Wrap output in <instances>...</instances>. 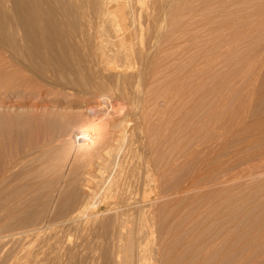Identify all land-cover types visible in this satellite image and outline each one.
I'll use <instances>...</instances> for the list:
<instances>
[{
	"label": "rangeland",
	"instance_id": "374dc122",
	"mask_svg": "<svg viewBox=\"0 0 264 264\" xmlns=\"http://www.w3.org/2000/svg\"><path fill=\"white\" fill-rule=\"evenodd\" d=\"M18 1L0 0V7L3 4L0 8V264H113L114 249L105 244L113 222L109 214L102 218L104 222L96 232H80L75 225L64 222L75 208L88 201L95 200L99 209H108L111 202L119 200L113 193L108 194L113 183L135 201L151 192L156 221L148 222L153 223L154 234L147 247L162 242L163 249H167V262L175 264L172 260L180 254L183 258L176 264H184L193 254V264H199L200 244L214 241L216 237L214 242H221L217 246L220 250L211 249L209 253L219 252L217 261L226 258L231 263L235 256H255L264 239L252 234L250 226L264 216V191L261 190L264 166L244 167L241 163L250 155H239L236 151L244 145L252 146L251 151L264 147V0H159L156 17L149 21L151 25L149 22L143 25L145 35L131 38L130 47L135 49L131 50L129 59L134 62L117 63L126 69L129 67V74L120 75L121 80L103 65L90 61L73 45L71 35L77 31L79 22L70 8L57 5L50 16L51 9L44 4L39 35L29 22L31 18L26 20L30 7L25 4L21 9ZM151 2L143 0L140 5L149 6ZM97 118H103L108 127L121 123L125 140L119 151L122 153L117 152L113 158L114 166L103 179L96 177V181L90 176L93 160L72 156L67 145L79 142L82 124ZM253 137L258 146L250 141ZM92 188L93 192L97 189L99 199L89 198ZM222 231L227 233L225 244ZM189 232L195 240L193 248L186 251L183 245L190 242ZM242 245L239 253L238 247ZM263 245L256 255L263 250ZM263 254L258 256L259 261L264 260ZM252 260L250 264L258 261Z\"/></svg>",
	"mask_w": 264,
	"mask_h": 264
},
{
	"label": "bare ground",
	"instance_id": "6f19581e",
	"mask_svg": "<svg viewBox=\"0 0 264 264\" xmlns=\"http://www.w3.org/2000/svg\"><path fill=\"white\" fill-rule=\"evenodd\" d=\"M151 2V0H149ZM227 1V0H226ZM3 2V1H2ZM17 2V1H16ZM19 5L20 8L23 9V6L25 4H28V6L30 7V13H27V19H29V17L31 18V20L29 22H31V26L33 29L36 30V32L38 31L39 35L41 34V26H42V12H43V5L47 4L49 6V8L51 9L49 11V15L52 16L54 11H52L53 9H56L55 6H59V5H66L68 8H70L72 10V14L74 15V17L76 16V18H78V28L77 31L71 35V40L73 41V45H75L77 48H79L82 53L84 52L85 56L90 60V61H94L95 63H97L98 65H103L106 69V71H108L109 73H113L116 74L117 76H125V73H128L129 71H127V69L129 68H125L122 65L117 64L120 61H129V57L131 56V50L135 49L134 45H133V49H131L132 47H130V42L133 39L132 36L133 35H138L140 36V38H142V34H143V25L147 22H149L153 17L155 16V13L157 12V7L159 4V0H152L151 4H149V6H144V5H140L143 3V0H19ZM133 2L135 4H133ZM178 2V1H177ZM203 2V1H202ZM175 3V2H174ZM230 3V2H228ZM161 4V3H160ZM236 4V3H235ZM239 4V3H238ZM136 5H139L137 7V9L135 8ZM170 5V4H169ZM234 5V4H233ZM167 6V4H166ZM213 6V5H212ZM235 6V5H234ZM237 6V5H236ZM240 6V5H239ZM3 7V4L1 5V9ZM169 7V6H168ZM197 7V6H196ZM210 7V6H209ZM214 7V6H213ZM219 7H221L219 5ZM58 8V7H57ZM66 8V9H68ZM163 8V7H162ZM178 8V7H177ZM212 8V7H211ZM239 8V7H238ZM237 8V9H238ZM242 8V7H241ZM20 9V10H21ZM160 8H158L159 10ZM263 9V8H262ZM25 10V9H24ZM62 10V9H61ZM185 10V9H184ZM208 10V9H207ZM226 10H228L226 8ZM59 11V10H57ZM55 11V12H57ZM65 10H63L64 12ZM186 11V10H185ZM216 11V10H215ZM231 11V9L229 10ZM60 12V11H59ZM205 12V11H204ZM211 12V11H210ZM223 12V11H222ZM246 13L248 12L245 11ZM245 12L243 14H245ZM23 13V12H22ZM58 13V12H57ZM213 13V12H212ZM225 13V12H224ZM228 13V12H227ZM236 13V12H235ZM242 13V12H241ZM66 14V13H63ZM182 14V13H180ZM208 14V13H207ZM230 14H234V13H230ZM229 14V15H230ZM249 14V13H248ZM247 14V15H248ZM209 15V14H208ZM225 15V14H224ZM229 15L226 14V17ZM236 15V14H235ZM246 15V14H245ZM257 15V14H256ZM18 16V15H17ZM26 17V15H24ZM23 16V17H24ZM66 16V15H65ZM180 16V15H179ZM251 16V15H250ZM46 17V16H45ZM59 17V16H58ZM67 17V16H66ZM69 17V16H68ZM224 17V16H223ZM247 17V16H246ZM177 18V17H176ZM179 18V17H178ZM233 18V17H232ZM231 18V19H232ZM263 18V17H262ZM51 19V18H50ZM60 19V18H59ZM155 19V18H154ZM188 19V18H187ZM227 19V18H226ZM229 19V18H228ZM53 20V19H52ZM70 20V19H69ZM68 20V21H69ZM190 20V19H189ZM223 20V19H222ZM221 20V21H222ZM49 22V20H48ZM57 22V20H56ZM67 21H64L63 23H65ZM71 22V21H69ZM183 22V21H182ZM191 22V21H190ZM189 22V23H190ZM216 22V21H215ZM230 22V20H229ZM235 22V21H234ZM8 23V22H7ZM20 23V22H19ZM53 23V21L51 22ZM60 23V22H59ZM68 23V22H67ZM77 23V22H76ZM150 23V22H149ZM193 23V22H192ZM223 23V22H222ZM226 23V22H225ZM224 23V24H225ZM70 24V23H69ZM73 24H75L73 22ZM157 24V21H156ZM169 24V23H168ZM179 24V23H178ZM177 24V25H178ZM58 25V23H57ZM148 25H151L148 24ZM191 25V24H189ZM239 25V24H238ZM241 25V24H240ZM180 26V25H179ZM229 25L225 24V27L228 28ZM60 27V26H59ZM69 27V26H68ZM67 27V28H68ZM71 27V25H70ZM69 27V29H70ZM75 27V26H74ZM151 27V26H150ZM175 27V26H174ZM236 27V26H235ZM239 27V26H238ZM237 27V28H238ZM245 27V26H244ZM11 28V27H10ZM9 28V29H10ZM75 28V29H76ZM181 28V27H180ZM190 27H188L189 29ZM241 28H243V25L241 26ZM253 28V26H252ZM8 29V31H9ZM48 29V28H47ZM50 29V28H49ZM72 29V28H71ZM74 29V28H73ZM174 29V28H173ZM249 29V28H247ZM147 30V28H146ZM239 30V29H238ZM244 30V29H242ZM11 31V29H10ZM9 31V32H10ZM72 31V30H71ZM145 31V30H144ZM150 29L148 30V33ZM192 31V30H191ZM234 31V30H233ZM236 31V30H235ZM240 31V30H239ZM257 31V30H256ZM70 31H68L69 33ZM221 32V31H220ZM219 32V33H220ZM238 32V31H237ZM11 33V32H10ZM25 33V32H24ZM67 33V32H66ZM152 33V32H151ZM150 33V34H151ZM180 33V32H179ZM215 33V32H214ZM218 33V34H219ZM240 33L242 34V32L240 31ZM247 33V32H246ZM53 34V33H52ZM71 34V33H70ZM149 34V35H150ZM191 34V32H190ZM240 34V35H241ZM145 35V34H143ZM183 35V34H182ZM148 36V35H147ZM180 36V35H179ZM219 36V35H218ZM221 36V35H220ZM65 37V35L63 36ZM155 37V36H154ZM174 37V36H173ZM178 37V36H177ZM189 37V36H188ZM208 37V36H207ZM210 37V36H209ZM235 37V36H234ZM246 37V36H245ZM38 38V37H37ZM132 38V39H131ZM136 38V37H135ZM149 39V37H147ZM153 38V37H152ZM191 38V37H190ZM189 38V39H190ZM17 39V38H16ZM35 39V38H34ZM146 39V38H145ZM144 39V40H145ZM218 39V38H217ZM226 39V38H224ZM260 39V38H259ZM21 40V39H20ZM69 40V39H68ZM134 40V39H133ZM188 40V39H187ZM228 40V38H227ZM230 40V39H229ZM228 40V41H229ZM238 40V39H237ZM18 41V40H17ZM35 41V40H34ZM161 41V40H160ZM167 41V40H166ZM227 41V42H228ZM233 40H230V42ZM134 42V41H133ZM151 42V41H150ZM157 42V41H156ZM162 42V41H161ZM226 42V43H227ZM229 42V43H230ZM72 43V42H71ZM148 43V42H146ZM153 43V42H152ZM166 43V42H165ZM168 43V42H167ZM228 43V44H229ZM233 43V42H232ZM240 43V42H239ZM161 44V43H160ZM172 44V43H171ZM189 44V43H188ZM192 44V43H191ZM190 44V45H191ZM213 44V43H212ZM219 44H223V43H219ZM50 45V44H49ZM147 45V44H146ZM238 45V44H237ZM33 46V45H32ZM164 46V45H163ZM192 46V45H191ZM196 46V45H195ZM224 46V45H223ZM141 48V46H139ZM144 50H145V46ZM162 47V44H161ZM167 47V46H166ZM175 47L176 44H175ZM211 48V47H209ZM138 49V48H137ZM147 49V47H146ZM233 49V48H231ZM210 50V49H208ZM19 51V50H18ZM72 51V50H71ZM146 51V50H145ZM160 51V50H159ZM211 51V50H210ZM220 51V50H219ZM232 51V50H231ZM37 52V51H36ZM147 52V51H146ZM191 52V51H189ZM209 52V51H208ZM254 52V51H253ZM14 53V52H13ZM163 53V52H162ZM187 53V52H186ZM211 53V52H209ZM151 54V53H150ZM160 54V53H159ZM78 55V54H77ZM137 55V54H135ZM134 56V55H133ZM140 57V54L138 55ZM143 56V55H142ZM188 56V55H187ZM58 57V56H57ZM72 57V56H71ZM193 57V56H192ZM235 57V56H234ZM187 58V57H185ZM261 58V57H260ZM134 59V58H133ZM140 59V58H139ZM132 62V60H130ZM134 62V60H133ZM132 62V63H133ZM240 62V61H239ZM122 63V62H121ZM127 63V62H126ZM141 63V62H140ZM157 64V63H156ZM189 64V63H188ZM88 65V64H87ZM242 65V64H241ZM133 66V65H132ZM215 66V65H214ZM88 67V66H87ZM90 67V65H89ZM94 67L93 65L91 66ZM101 67V66H100ZM216 67V66H215ZM103 68V67H102ZM90 69V68H89ZM88 69V70H89ZM94 69V68H93ZM98 69V68H96ZM101 69V68H100ZM214 69V68H213ZM242 69V68H241ZM104 70V69H102ZM140 70V69H139ZM92 71V70H91ZM184 71V70H183ZM236 71V70H235ZM96 72V71H95ZM94 72V73H95ZM103 72V71H102ZM106 72V73H108ZM35 73V72H34ZM129 74V73H128ZM127 74V77L129 76ZM133 74V73H132ZM141 74V73H140ZM153 74V73H152ZM161 74V73H160ZM176 74V73H175ZM237 74V73H236ZM103 75V74H102ZM105 75V74H104ZM109 75V74H108ZM134 75V74H133ZM164 75V74H163ZM166 75V74H165ZM164 75V76H165ZM191 75V74H190ZM112 76V75H111ZM132 75H130L131 77ZM163 76V77H164ZM108 77V76H107ZM189 77V74H188ZM126 78V77H124ZM135 78V76L133 77V79ZM137 78V77H136ZM174 78V77H173ZM186 78V77H185ZM131 79V78H130ZM129 79V80H130ZM178 79V78H177ZM96 80V79H95ZM120 80H121V76H120ZM142 80V79H141ZM187 80V79H186ZM185 80V81H186ZM131 81V80H130ZM118 82V81H117ZM169 82V81H168ZM242 83V82H241ZM181 84V83H180ZM87 85V84H86ZM90 86V85H89ZM92 86V85H91ZM99 86V85H98ZM169 86L170 83H169ZM183 86V85H182ZM173 88V86H172ZM214 88V87H213ZM112 90V89H111ZM180 91V89H179ZM175 92V91H174ZM178 92V91H176ZM166 94V93H165ZM168 94V93H167ZM181 94V93H180ZM149 95V94H148ZM174 96V95H173ZM243 96V95H242ZM157 97V96H156ZM171 97V94H170ZM214 97V96H213ZM159 98V97H158ZM179 98V97H178ZM157 99V98H156ZM168 99V98H167ZM186 99V98H185ZM174 100V99H173ZM214 100V99H213ZM218 100V99H217ZM155 101V100H154ZM213 102V101H212ZM211 102V103H212ZM213 104V103H212ZM215 104V102H214ZM238 106V105H237ZM104 107V106H103ZM212 107V106H211ZM117 109V108H116ZM228 109V108H227ZM220 110V109H219ZM216 111V110H215ZM192 112V111H191ZM187 113V112H186ZM210 113V110H209ZM190 113L188 112V115ZM205 114V113H204ZM242 114V113H241ZM187 115V114H186ZM192 115V114H191ZM209 115V114H208ZM221 115V114H220ZM202 116V115H201ZM216 116V115H215ZM224 116V115H223ZM244 116V115H243ZM189 117V116H188ZM200 117V116H199ZM69 118V117H68ZM107 118V117H106ZM227 118V117H226ZM103 119V118H102ZM100 120V118L94 119L92 121H85L82 124L81 127V135L80 137H82L81 140H79V142H72V143H67V151L69 152V154H71L72 156H79V157H83V158H87V160L91 159V161L93 160V163H89L90 164V172L92 176V180L97 178L103 179L104 175L107 173V171L114 165L113 163V158L115 156V154L117 152H119L123 146V143L125 140V136H124V132L121 129L122 125L121 123L116 124L113 127H108V125H106L103 120ZM190 119V118H189ZM225 119V118H224ZM234 119V118H233ZM172 120V119H171ZM193 120V117H192ZM228 120V119H227ZM240 120V119H239ZM130 121V120H129ZM201 121V119H200ZM204 122V121H203ZM208 122V121H207ZM211 122V121H210ZM214 122V121H213ZM227 122V121H226ZM82 123V122H81ZM131 123V122H130ZM177 123V122H176ZM179 123V122H178ZM220 123V122H219ZM180 124V123H179ZM200 124V123H199ZM216 124V123H215ZM225 124V123H224ZM233 124V123H232ZM174 125V123H173ZM193 125V124H192ZM203 125V124H202ZM126 126V125H125ZM175 126V125H174ZM191 126V125H190ZM168 127V126H167ZM235 129V128H234ZM157 131V130H156ZM212 131V130H211ZM214 131V129H213ZM175 134V133H174ZM173 134V135H174ZM221 134V133H220ZM262 134V133H261ZM127 135V134H126ZM155 135V134H154ZM172 135V136H173ZM79 137V136H78ZM174 137V136H173ZM221 137V135H220ZM170 138V137H169ZM75 139V138H74ZM254 139V137H253ZM251 139L250 141L253 142V144L257 142V139ZM160 140V139H159ZM168 140V139H167ZM172 140V139H171ZM179 141V139H177ZM245 140V139H244ZM243 140V141H244ZM249 140V139H248ZM264 140V139H263ZM77 141V140H76ZM81 141V142H80ZM128 141V140H127ZM69 142V141H68ZM71 142V140H70ZM123 142V143H122ZM170 142V141H169ZM216 142V141H215ZM176 144V143H175ZM246 144V143H244ZM66 145V144H65ZM165 145V143H164ZM181 145V144H180ZM179 145V146H180ZM243 145V144H242ZM247 145V144H246ZM250 145V144H249ZM261 145V144H260ZM264 145V144H263ZM125 146V145H124ZM127 146V145H126ZM148 146V145H147ZM173 148V145H171ZM176 146V145H175ZM255 146H258L257 144ZM177 147V146H176ZM174 147V148H176ZM241 147V145H240ZM252 147V146H251ZM250 147V148H251ZM126 149V147H124ZM123 148V150H125ZM149 148V147H148ZM152 148V147H151ZM234 148V147H233ZM250 148H248V146L239 148L236 152L239 155L242 154H247L250 155L248 156L247 160H244L243 163H241L242 165H247L246 167H254V168H262L264 166V147H255L253 148V150L251 151ZM170 150V149H169ZM128 151V149L126 150ZM144 151V150H143ZM151 151V149H150ZM155 150H153L152 152H154ZM180 151V150H178ZM33 152V151H32ZM145 152V151H144ZM174 152V151H173ZM227 152V151H226ZM64 153V152H63ZM122 153V152H119ZM157 153V152H156ZM176 153H178L176 151ZM230 153V152H228ZM233 153V152H232ZM235 153V152H234ZM68 154V153H67ZM175 154V153H174ZM236 154V155H237ZM118 155V154H117ZM144 155V153H143ZM172 155V154H171ZM145 156V155H144ZM125 157V156H124ZM129 157V156H128ZM136 157V156H135ZM149 157V155H148ZM164 157V156H163ZM73 158V157H71ZM145 158V157H144ZM153 158V157H152ZM231 157H229L230 159ZM242 158V157H241ZM74 159V158H73ZM78 159V158H77ZM120 159V158H119ZM161 159V158H160ZM80 160V158H79ZM149 160V159H148ZM239 160V159H238ZM78 161V160H77ZM115 161V160H114ZM219 161V160H216ZM228 161V160H227ZM230 161V160H229ZM80 162V161H79ZM123 162V161H121ZM150 162V160H149ZM178 162V161H177ZM81 163H83V161H81ZM169 163V162H168ZM176 163V162H175ZM216 163V162H215ZM224 163V162H221ZM220 163V164H221ZM125 164V163H124ZM213 164V163H212ZM156 165V164H154ZM176 165V164H175ZM224 165V164H222ZM233 165V164H232ZM231 165V167H232ZM92 166V167H91ZM116 166V165H115ZM151 166V165H150ZM166 166V165H165ZM219 166V165H218ZM230 166V165H229ZM241 166V165H240ZM159 167V166H157ZM156 167V168H157ZM162 167V166H161ZM225 167V166H224ZM118 168V167H117ZM169 168V167H167ZM227 168V167H226ZM155 169V168H154ZM158 169V168H157ZM222 169V168H221ZM231 169V168H230ZM243 169V168H242ZM74 170V169H73ZM116 170V169H115ZM119 170V169H118ZM116 170V171H118ZM224 170V169H223ZM247 170V169H246ZM48 171V170H47ZM76 171V170H75ZM79 171V169H78ZM82 171V170H81ZM122 171V169H121ZM125 171V170H124ZM225 171V170H224ZM234 171V170H232ZM65 172V171H64ZM87 172V171H86ZM126 172V171H125ZM71 173V172H70ZM73 173V172H72ZM154 173V172H153ZM259 173V172H258ZM68 174V173H66ZM141 174V173H140ZM161 174V173H160ZM224 174V173H223ZM72 175V174H70ZM68 175V177L70 176ZM87 175V173H86ZM108 175V174H107ZM111 175V174H110ZM134 175V174H133ZM142 175V174H141ZM217 175V174H216ZM222 175V174H221ZM244 175V174H243ZM74 176V175H73ZM79 176V175H78ZM85 176V175H84ZM83 176V177H84ZM136 176V175H135ZM152 176V175H151ZM154 176V175H153ZM205 176V175H204ZM220 176V175H219ZM258 176V174H257ZM12 177V176H11ZM82 177V176H81ZM82 177V179H83ZM121 177V176H120ZM124 177V176H122ZM134 177V176H133ZM141 177V176H140ZM203 177V176H202ZM200 177V178H202ZM72 178V176H71ZM79 178V177H76ZM74 178V180L76 179ZM96 178V181H97ZM205 178V177H203ZM85 179V178H84ZM137 179V178H136ZM141 179V178H140ZM151 179V178H150ZM236 179V178H235ZM73 180V181H74ZM145 180V179H144ZM222 180V179H221ZM227 180V179H226ZM245 180V179H244ZM248 180V179H247ZM76 181V180H75ZM83 181V180H82ZM133 181V180H132ZM260 181V180H259ZM126 182V181H125ZM129 182V181H128ZM137 182V181H136ZM155 182V181H154ZM199 182V181H198ZM255 182V181H254ZM89 183V182H88ZM140 183V182H139ZM152 183V182H151ZM158 183V182H157ZM189 183V182H188ZM197 183V182H196ZM227 183V182H226ZM230 183V182H229ZM261 183V182H260ZM136 184V183H135ZM160 184V183H159ZM204 184V182H203ZM248 184V183H247ZM256 184V182H255ZM258 184V183H257ZM132 185V183H131ZM130 185V186H131ZM192 185V184H191ZM201 185V184H200ZM12 186V185H11ZM90 186V184H89ZM123 186V185H122ZM141 186V185H140ZM148 186V185H147ZM251 188L253 185H250ZM261 186V185H260ZM93 187V186H92ZM134 187V186H133ZM157 187V186H156ZM194 187V186H193ZM90 188V187H89ZM155 188V187H154ZM161 188V186H160ZM228 188V187H227ZM233 188V187H232ZM236 188V187H234ZM87 189V188H86ZM95 189V188H94ZM130 189V188H129ZM198 189V188H197ZM221 189V188H220ZM260 189V188H259ZM89 190V189H88ZM97 190V189H96ZM93 192V188L92 190L89 192L88 196L89 198L95 197L97 195V192ZM104 190V189H103ZM108 194L111 195L113 193V196H117L119 200H115L113 203L111 202V206L108 209L105 210H101L99 209L98 205L93 202H87V203H82L78 208H75V210L73 212H71V214L69 216L66 217L65 219V223L66 224H71V226L75 225V227H77L79 230H81L80 232L83 231H93L96 232L98 230V228H100V226L102 225V218L105 217V215L109 214L110 219H113L112 225L110 227V234H109V238L107 239V243L105 242V244H108L109 247H112L114 249V257H113V264H172L171 262H167L165 260V256L167 254V249H163L164 245L162 242L158 241L157 243H155L154 245L147 247V242L149 241V238L153 236L154 231H153V223H151L149 225L148 222H150V220H155L154 216L155 213L152 210L153 207V203L155 202L153 199V203L150 200V193L149 194H145V196L141 199H139L138 201H135L132 197H130V194H127V192H124L123 190H121L120 186L117 183H113V185L111 186V188L109 189ZM127 190V189H126ZM138 190V189H137ZM227 190V189H226ZM237 190V189H236ZM235 190V191H236ZM242 190V188H241ZM261 190L264 191V183L261 186ZM134 191V190H133ZM178 191V190H177ZM192 191V190H190ZM200 191V190H199ZM248 191V190H247ZM251 191V190H250ZM41 192V191H40ZM63 192V191H62ZM106 192V193H107ZM165 192V191H164ZM204 192V191H203ZM209 192V191H208ZM214 192V191H212ZM218 192V190H217ZM88 193V192H87ZM102 193V191H101ZM135 193V192H134ZM171 193V192H170ZM229 193V192H228ZM237 193V192H236ZM254 193V192H253ZM263 193V192H261ZM98 194H100L98 192ZM133 194V192H132ZM137 194V193H136ZM182 194V193H181ZM189 194V193H188ZM208 194V193H207ZM230 194V193H229ZM251 194V193H249ZM257 194V193H255ZM253 194V195H255ZM139 195V194H138ZM193 195V194H192ZM211 195V194H210ZM209 195V196H210ZM213 195V194H212ZM235 195V194H233ZM248 195V194H246ZM92 196V197H90ZM99 196V195H97ZM96 196V197H97ZM102 196V194H101ZM104 197L108 196V195H103ZM133 196V195H132ZM208 196V197H209ZM232 196V195H231ZM258 197V195H256ZM261 196V194H260ZM112 198V196H110ZM206 197V195H205ZM220 197V196H219ZM229 197V196H228ZM234 197V196H233ZM238 197V196H237ZM236 197V198H237ZM247 197V196H246ZM255 197V196H254ZM264 197V195H263ZM99 199V197H97ZM109 198V196H108ZM158 198V197H157ZM187 198V197H186ZM197 198V197H196ZM199 198V197H198ZM95 199V198H94ZM113 199V198H112ZM111 199V200H112ZM211 199V198H210ZM215 199V198H214ZM234 199V198H233ZM249 199V198H246ZM261 199V198H260ZM27 200V199H26ZM91 200V199H89ZM103 200V199H102ZM110 200V199H109ZM208 200V199H207ZM236 200V199H235ZM1 201V200H0ZM92 201V200H91ZM97 201V200H96ZM99 201V200H98ZM113 201V200H112ZM157 201V200H156ZM202 201V200H200ZM212 201V200H211ZM226 201V200H225ZM241 201V200H240ZM253 201V200H251ZM255 201V200H254ZM253 201V202H254ZM259 201V199H258ZM198 202V201H197ZM237 202V201H236ZM193 203V202H192ZM196 203V202H195ZM226 203V202H225ZM235 203V202H234ZM239 203V202H238ZM259 203H262L261 201ZM202 204V203H200ZM215 204V203H214ZM248 204V203H247ZM252 204V203H251ZM263 204H264V200H263ZM110 205V204H109ZM203 205V204H202ZM220 205V204H219ZM217 205V206H219ZM253 205V204H252ZM255 205V204H254ZM261 205V204H259ZM195 206V205H194ZM198 206V205H197ZM221 206V205H220ZM200 207V205L198 206ZM216 207V206H215ZM214 207V208H215ZM222 207V206H221ZM230 207V206H229ZM252 207V206H250ZM255 207V206H253ZM264 207V206H263ZM42 208V207H41ZM51 208V207H50ZM175 208V207H174ZM210 208V207H209ZM244 208V207H243ZM260 208V207H259ZM258 208V209H259ZM154 209V208H153ZM185 209V208H184ZM251 209H255V208H251ZM250 209V210H251ZM257 209V210H258ZM73 210V209H72ZM182 210V209H181ZM206 210V209H205ZM210 210V209H209ZM208 210V211H209ZM213 210V209H212ZM216 210V209H215ZM218 210V208H217ZM261 210V209H260ZM35 211V208H34ZM219 211V210H218ZM231 211V210H230ZM253 211V210H252ZM36 212V211H35ZM177 212V211H176ZM222 212V211H221ZM220 212V213H221ZM232 212V211H231ZM240 212V211H239ZM250 212V211H249ZM254 212V211H253ZM38 213V211H37ZM198 213V212H197ZM206 213V212H205ZM216 213V212H215ZM214 213V214H215ZM218 213V212H217ZM216 213V214H217ZM223 213V212H222ZM247 213V212H246ZM256 213V212H255ZM188 214V213H187ZM194 214V213H193ZM229 214V213H228ZM227 214V215H228ZM249 214V213H248ZM253 214V213H252ZM257 214V213H256ZM161 215V214H160ZM207 215V214H206ZM213 215V214H212ZM221 215V214H220ZM219 215V216H220ZM35 216V215H34ZM53 216V215H52ZM108 216V215H107ZM169 216V215H168ZM173 216V215H172ZM210 216V215H209ZM208 216V217H209ZM230 216V215H229ZM249 216V215H248ZM247 216V217H248ZM252 216V215H251ZM254 216V215H253ZM252 216V217H253ZM157 217V216H156ZM166 217V216H165ZM191 217V216H190ZM189 217V219H190ZM198 217V216H197ZM221 217V216H220ZM227 217V216H226ZM231 217V216H230ZM257 217V216H256ZM261 217V215H260ZM260 217H258L260 219ZM32 218V217H31ZM107 218V217H105ZM159 218V216H158ZM223 218V217H222ZM221 218V219H222ZM229 218V217H228ZM233 218V217H232ZM8 219V218H7ZM173 219V218H172ZM198 219V218H197ZM205 219V217H204ZM207 219V218H206ZM205 219V220H206ZM218 219V218H217ZM238 219V218H237ZM244 219V218H243ZM248 219V218H247ZM252 219V218H251ZM256 219V218H254ZM33 220V219H32ZM109 220V219H108ZM107 220V221H108ZM171 220V218H170ZM174 220V219H173ZM177 220V219H176ZM192 220V218H191ZM195 220V219H194ZM203 220V219H201ZM210 220V219H209ZM225 220V219H224ZM55 221V220H54ZM112 221V220H110ZM156 221V220H155ZM165 221V220H164ZM197 221V220H196ZM229 221V220H228ZM243 221V220H242ZM244 221H246V219H244ZM253 221H257V220H253ZM104 222V221H103ZM162 222V221H161ZM175 222V221H174ZM172 222V223H174ZM193 222V221H192ZM200 222V221H199ZM198 222V223H199ZM210 222V221H209ZM214 222V221H213ZM212 222V223H213ZM222 222V221H221ZM232 222V221H231ZM241 222V221H240ZM258 222V221H257ZM35 223V222H34ZM106 223V222H105ZM163 223V222H162ZM182 223V222H180ZM179 223V225H180ZM202 223V222H200ZM220 223V222H219ZM218 223V224H219ZM226 222H223V224ZM246 223V222H245ZM164 224V223H163ZM175 224V223H174ZM204 224V223H203ZM217 224V223H216ZM221 224V223H220ZM234 224V223H233ZM232 224V226H233ZM25 225V224H24ZM109 225V224H108ZM165 225V224H164ZM210 225V224H209ZM215 225V223L213 224ZM254 226H250L252 229L251 232H253L252 234H257V236L259 235L260 238L262 237L264 239V216L262 214L261 220L260 222H258L257 224H253ZM104 226V225H103ZM158 226V225H157ZM181 226V225H180ZM179 226V227H180ZM202 226V225H201ZM221 226V225H220ZM246 226V225H245ZM57 227V226H56ZM74 227V226H73ZM105 227V226H104ZM167 227V226H166ZM191 227V226H190ZM216 227V226H214ZM225 228V226H223ZM239 227V226H238ZM243 227V225H242ZM27 228V227H26ZM161 228V227H160ZM165 228V227H164ZM206 228V227H204ZM217 228V227H216ZM247 228V226H246ZM56 229V228H55ZM61 229V227H60ZM106 229V228H105ZM168 229V228H167ZM179 229V228H178ZM213 229V228H212ZM102 230V229H101ZM162 230V229H161ZM170 230V229H169ZM56 231V230H55ZM99 231V230H98ZM165 231V230H164ZM228 231V230H227ZM226 231V232H227ZM231 231V230H230ZM229 231V232H230ZM247 231V230H246ZM79 232V231H78ZM79 232V233H80ZM86 232H84L86 234ZM104 232V230H103ZM102 232V233H103ZM174 232V231H173ZM186 232V231H185ZM212 232V231H211ZM210 232V233H211ZM223 232V236H221L222 241L225 244L224 238H226L225 236H227V233H225V231ZM249 231H247L246 233H248ZM2 233V232H1ZM47 233V232H46ZM180 233V231H179ZM239 233V232H238ZM250 233V232H249ZM248 233V234H249ZM14 234V233H13ZM107 234V233H105ZM168 234V233H167ZM186 234V233H185ZM190 234V232H189ZM218 234V233H217ZM244 234V233H243ZM251 234V233H250ZM249 234V235H250ZM52 235V234H51ZM54 235V233H53ZM91 235V234H90ZM101 235V234H100ZM175 235V234H174ZM182 235V234H181ZM216 235V234H215ZM222 235V234H220ZM220 235H218V237H220ZM231 235V233H230ZM58 236V235H57ZM66 236V235H65ZM77 236V235H76ZM95 236V235H94ZM105 236V235H104ZM184 236V235H183ZM239 236V235H238ZM241 236V235H240ZM52 237V236H51ZM78 237V236H77ZM106 237H108L106 235ZM105 237V238H106ZM176 237V236H175ZM182 237V236H181ZM193 237V238H191ZM230 237V236H229ZM94 238V237H93ZM92 238V239H93ZM184 238V237H183ZM217 238V237H216ZM214 238L213 240L216 241ZM233 238V237H232ZM237 238V237H236ZM247 238V237H245ZM243 238V239H245ZM256 240L257 238L254 237ZM62 239V238H61ZM86 239V238H85ZM156 239V238H155ZM175 239V238H172ZM178 239V237H177ZM185 239V238H184ZM193 239L195 240V237L192 235V232L190 234V242L188 241V243L184 244V248L186 250L190 248H193ZM251 240V236L248 238ZM27 240V239H26ZM60 240V239H59ZM79 240V239H78ZM152 240V239H151ZM159 240V239H158ZM161 240V239H160ZM181 240V239H180ZM219 240V239H218ZM235 240V239H234ZM249 240V241H250ZM260 239H258L259 241ZM54 241V240H53ZM61 241V240H60ZM154 241V240H153ZM172 241V240H171ZM173 241H176L173 240ZM214 241H210V240H206L205 242L201 243L199 246V257H201V261L199 264H211V262L214 261V259L216 260L214 262V264H226L227 262H229V264H248L249 260L251 261L253 258H257L258 256L262 255L264 252V248L263 250H261V252L263 253H259L258 255H256L260 250L261 246L264 244V240L262 241V245L259 246V249L257 250L258 252L254 255L249 254L246 257L243 256H235V258L232 260V262L230 263V260L226 262V258L224 259H218L220 261H217L216 257L218 256L217 251H213L211 253H209V251L211 249H217V246H219L218 244H220L218 242V244H216ZM247 241V240H246ZM7 242V241H6ZM77 242V241H76ZM169 242V241H168ZM179 242V241H177ZM186 242V241H185ZM238 242V241H236ZM235 242V243H236ZM257 242V241H256ZM261 242V241H259ZM58 243V242H56ZM74 243V242H73ZM81 243V242H80ZM100 243V242H99ZM173 243V242H172ZM181 243V242H180ZM179 243V244H180ZM231 243V242H230ZM240 243V242H239ZM248 243V241H247ZM245 242L244 246H247V244ZM250 243V242H249ZM248 243V245H249ZM42 244V243H41ZM40 244V245H41ZM61 244V242H60ZM170 244V243H169ZM177 243L173 244L174 247H176ZM238 244V243H237ZM259 244V243H257ZM7 245V244H6ZM64 245V244H63ZM73 245V244H72ZM229 245V243L227 244ZM252 245V244H251ZM251 245L249 247H251ZM17 246V245H16ZM24 246V245H23ZM68 246V245H67ZM90 246V245H89ZM88 246V247H89ZM107 246V245H106ZM105 246V247H106ZM172 246V245H171ZM179 246V245H178ZM177 246V247H178ZM242 245V247H238V252L241 250L240 248L244 247ZM41 247V246H40ZM62 247V246H61ZM66 247V245H65ZM69 247V246H68ZM87 247V246H86ZM85 247V248H86ZM232 247V246H231ZM264 247V245H263ZM43 248V247H42ZM73 248V246H72ZM108 248V247H107ZM180 248V247H179ZM62 248H60L61 250ZM69 249V248H68ZM75 249V248H74ZM94 249V248H93ZM111 249V248H109ZM178 249V248H177ZM219 249V248H218ZM217 249V250H218ZM245 249V248H244ZM243 249V252H244ZM249 250H251V248H248ZM36 250V249H35ZM73 250V249H72ZM182 250L180 251L183 252V249H179ZM188 250V252H189ZM220 250V249H219ZM248 250V252H249ZM69 251V250H68ZM100 251V250H99ZM187 251V250H186ZM205 251H208L205 253ZM21 252V251H20ZM31 252V251H30ZM43 252V251H42ZM72 252V251H71ZM242 252V253H243ZM246 252V251H245ZM33 252H31L30 254H32ZM113 253V251H112ZM185 253V252H184ZM240 253V252H239ZM25 254V253H24ZM34 254V253H33ZM36 254V253H35ZM74 254V253H73ZM78 254V253H77ZM111 254V252L109 253ZM188 254V253H186ZM228 254V252H227ZM246 254V253H245ZM176 255V254H175ZM183 255V254H182ZM264 255V254H263ZM41 256V255H39ZM105 256V254H104ZM27 257V256H26ZM30 257V256H29ZM32 257V256H31ZM34 257V256H33ZM63 257V256H62ZM185 257V256H184ZM190 259H188L189 261H187L184 264H193V254L191 256ZM263 257V256H262ZM35 258V257H34ZM50 258V257H49ZM104 258V257H103ZM106 258V257H105ZM168 258V257H167ZM171 258V257H170ZM182 256L180 254H177L174 258H173V263H179L182 260ZM27 259V258H25ZM47 259V258H46ZM65 259V258H64ZM69 259V258H67ZM97 259V258H96ZM230 259V258H229ZM232 259V258H231ZM36 260V259H35ZM91 260V259H90ZM187 260V259H185ZM196 261V259H194ZM62 261V260H61ZM93 261V260H92ZM245 261V262H244ZM248 261V262H247ZM253 261V260H252ZM251 261V262H252ZM255 261V260H254ZM258 261L256 262V264H260L258 263ZM261 261V260H260ZM259 261V262H260ZM264 261V260H262ZM261 261V262H262ZM35 261H33L34 263ZM67 262V261H65ZM247 262V263H246ZM249 262V264L251 263ZM14 263V261H13ZM94 263V262H93ZM253 263V262H252ZM255 263V262H254ZM263 263V262H262ZM54 264V263H53ZM56 264V262H55ZM71 264V263H70ZM89 264V263H88ZM213 264V263H212ZM228 264V263H227Z\"/></svg>",
	"mask_w": 264,
	"mask_h": 264
}]
</instances>
